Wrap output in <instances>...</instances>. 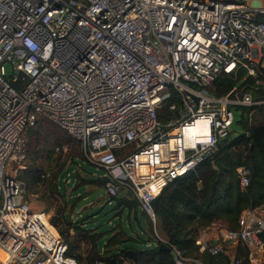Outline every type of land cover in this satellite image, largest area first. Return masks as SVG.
I'll return each instance as SVG.
<instances>
[{
	"label": "built area",
	"instance_id": "2783aa9c",
	"mask_svg": "<svg viewBox=\"0 0 264 264\" xmlns=\"http://www.w3.org/2000/svg\"><path fill=\"white\" fill-rule=\"evenodd\" d=\"M221 74L252 82L214 94L209 85ZM259 103L264 0H0V264H77L8 166L39 118L79 142L107 176V196L135 198L174 264H204L157 234L150 200L217 151L230 106L245 109L249 125ZM198 118L203 135L185 138L182 128ZM234 172L243 188L247 168ZM212 225L214 240L194 239L199 252L225 254L223 264H264V202L242 210L234 228L202 230ZM237 247L241 255L228 254Z\"/></svg>",
	"mask_w": 264,
	"mask_h": 264
},
{
	"label": "trees",
	"instance_id": "16d2710c",
	"mask_svg": "<svg viewBox=\"0 0 264 264\" xmlns=\"http://www.w3.org/2000/svg\"><path fill=\"white\" fill-rule=\"evenodd\" d=\"M240 74L242 71L238 72L237 77ZM250 82L252 79L249 76L241 82L237 78L221 74L211 82L209 89L214 94H221L232 85ZM252 108V124L250 122L246 125L241 120L245 126L243 132L229 138L228 130L219 140L217 151L211 157L198 163L193 171L174 177L157 195L153 211L163 239L185 255H197L204 264H223L227 256L222 253L210 254L206 250L199 252L198 245L194 243L199 231L212 222L234 228L242 210L264 202V103ZM242 111L245 112V109ZM27 135L30 139L35 137V132L29 129ZM234 147L238 148L233 150ZM239 164H243L248 170V181L243 188L239 187L234 172ZM41 174V171L30 174L28 180L36 183L43 179ZM25 177L27 176L21 177V180L28 183ZM96 182L103 188L101 178H97ZM115 206L119 210L124 207L133 209L136 215L137 201L134 198L122 195L116 199ZM50 221L66 244V254L73 256L77 264H121L125 260L122 254L127 247L110 248L124 235L122 231L114 232L99 248L94 241L93 232L84 227L82 219L78 221L61 212L60 219L51 217ZM147 238L155 244L135 249V260H127L128 264H174L169 251L156 247L160 240L152 233ZM259 238L264 241V231L259 233ZM81 244L87 245L84 255L79 252ZM242 253L243 250L237 247L235 255ZM243 264L246 263L243 261Z\"/></svg>",
	"mask_w": 264,
	"mask_h": 264
},
{
	"label": "rangeland",
	"instance_id": "374dc122",
	"mask_svg": "<svg viewBox=\"0 0 264 264\" xmlns=\"http://www.w3.org/2000/svg\"><path fill=\"white\" fill-rule=\"evenodd\" d=\"M2 64L5 74L11 75L10 65L7 62ZM230 110L232 122L229 125V138H232L243 132L245 126L240 122L241 108L230 106ZM29 129L35 132V137L30 139L27 135ZM237 148L234 147L233 150ZM68 162V172H66L67 169L64 167ZM8 166L11 171L16 170L15 175L21 183L22 195L32 209L44 211L49 218L60 219V213L65 212V215L69 214L78 221L82 219L84 227L95 232L94 241L99 248L114 232L118 233L120 228L128 231L129 227L130 231L137 234L138 241H117L118 247L131 245L134 249H143L150 247L153 243L146 240L148 229L146 232L142 229L149 227V223L146 224L144 217L139 215V211L137 219L141 225L135 218L128 215L126 207L119 210L115 206L116 199L124 195V191H118L115 197H111L104 193L102 186L92 184L103 174V170L85 160L79 142L53 122L39 118L31 128H27L24 132L22 153L10 159ZM40 171L48 175L36 183L28 180L30 174H37ZM76 171L79 173L82 171L85 174L84 181L77 177ZM58 173L60 179L56 182L57 192L65 195L67 188L71 193L69 197L66 196V203L61 197L55 196L51 189V182ZM23 176H27L25 179L28 183L21 180ZM79 194H82L83 198H76ZM71 205L73 210L69 208ZM80 246L81 249L87 248L85 244Z\"/></svg>",
	"mask_w": 264,
	"mask_h": 264
},
{
	"label": "crops",
	"instance_id": "0c3cea01",
	"mask_svg": "<svg viewBox=\"0 0 264 264\" xmlns=\"http://www.w3.org/2000/svg\"><path fill=\"white\" fill-rule=\"evenodd\" d=\"M89 162V161H88ZM91 163V162H90ZM68 164H69V162L65 165V167L64 168H66L67 169V171L66 172H68ZM96 166V165H95ZM76 173H77V177H79L81 180H83L84 179V177H85V174L81 171L80 173L79 172H77L76 171ZM102 173L104 174V172L102 171ZM68 176V175H67ZM101 176V175H100ZM100 176H99V178H100ZM60 178H59V173L57 174V176H56V178L51 182V189L53 190V192L55 193V196H59V197H61V199L66 203V196L67 197H69L70 196V191H69V189H67L66 188V191H65V195L64 194H59L57 191H58V186H56V182L59 180ZM64 180H67V178H64ZM80 180V181H81ZM86 180V179H85ZM77 181V180H76ZM84 181V180H83ZM102 181V180H101ZM92 184H96V185H99V186H102V185H100L99 183H97L96 181L95 182H93ZM124 195H126V196H128V197H131V198H134L130 193H128L127 191H124ZM77 196H79L80 198H83V195L82 194H79V195H77ZM135 199V198H134ZM69 208H71L72 210H73V205H71ZM138 211H140V208L138 207V204H137V208H136V215L134 214V211H133V209H127V213H128V215L129 216H132L133 218H135L137 221H138V223H139V220L137 219V217H138ZM217 224H221L220 222H216ZM140 224V223H139ZM141 225V224H140ZM222 225V224H221ZM140 227V226H139ZM141 228V227H140ZM121 230L120 231H122L123 233H124V235H122L121 236V239L119 240V241H128V242H135V241H138L137 240V238H138V236H137V234H135L134 232H132V231H130V227H129V230L128 231H123L122 230V228H120ZM147 229H148V233H146V235H149L150 234V230H149V227H147V228H145V229H142L144 232H146L147 231ZM213 229H214V225H212L211 227H209V229H205V230H201V231H199V233H198V235H197V237L199 238V240H201V241H205V240H214V232H213ZM91 232H93L92 230H91ZM156 232H157V234L161 237V238H163V235H162V232H161V229H160V227L157 225V228H156ZM71 233V232H70ZM93 234H94V236H95V232H93ZM146 240H149L150 242H153V240H151V239H146ZM155 243L153 242L151 245H150V247L151 246H153ZM118 247V244H114V245H111L110 246V248H113V247ZM125 247H127V248H133L131 245H127V246H125ZM86 250L87 249H81V246L79 247V252H80V254H82V255H84L85 254V252H86ZM235 250L236 249H228L227 250V252H228V254L229 255H231L233 252L235 253ZM128 259H125V260H123L122 262H121V264H128V261H127Z\"/></svg>",
	"mask_w": 264,
	"mask_h": 264
},
{
	"label": "water",
	"instance_id": "95a60500",
	"mask_svg": "<svg viewBox=\"0 0 264 264\" xmlns=\"http://www.w3.org/2000/svg\"><path fill=\"white\" fill-rule=\"evenodd\" d=\"M100 178H101V180H102L103 182L107 180V176H106L105 174H102V175L100 176ZM128 193H129V192H128ZM157 195H158V194H156L155 196H153L152 199L150 200V205H151V207H152L153 209H154V207H155V203H156ZM139 215L142 216V217H144V220H145L146 224H148V221H147V218H146L144 212L140 210V211H139ZM156 247H157L158 249H162V250L169 251V247H168V245L165 244V243H163V242H159L158 244H156ZM122 255H123V257H124L125 259L131 260V261H134V260H135V257H136V256H135V249H134V248H126V249L124 250V252H123Z\"/></svg>",
	"mask_w": 264,
	"mask_h": 264
},
{
	"label": "bare ground",
	"instance_id": "6f19581e",
	"mask_svg": "<svg viewBox=\"0 0 264 264\" xmlns=\"http://www.w3.org/2000/svg\"><path fill=\"white\" fill-rule=\"evenodd\" d=\"M195 129L198 135H203L205 130V121L198 118L195 119L190 126L182 128L185 138ZM0 256H1V252H0Z\"/></svg>",
	"mask_w": 264,
	"mask_h": 264
}]
</instances>
